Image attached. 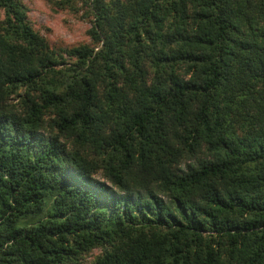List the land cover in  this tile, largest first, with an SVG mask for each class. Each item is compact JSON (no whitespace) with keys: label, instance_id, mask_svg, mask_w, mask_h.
Returning <instances> with one entry per match:
<instances>
[{"label":"trees","instance_id":"trees-1","mask_svg":"<svg viewBox=\"0 0 264 264\" xmlns=\"http://www.w3.org/2000/svg\"><path fill=\"white\" fill-rule=\"evenodd\" d=\"M0 0V264H264V0Z\"/></svg>","mask_w":264,"mask_h":264},{"label":"rangeland","instance_id":"rangeland-1","mask_svg":"<svg viewBox=\"0 0 264 264\" xmlns=\"http://www.w3.org/2000/svg\"><path fill=\"white\" fill-rule=\"evenodd\" d=\"M29 7L34 26L54 47L77 45L88 41L90 23L82 12L55 10L46 0H23Z\"/></svg>","mask_w":264,"mask_h":264}]
</instances>
